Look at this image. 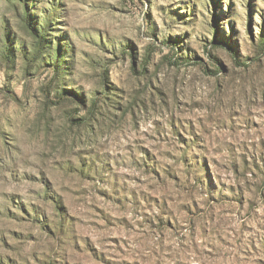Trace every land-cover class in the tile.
<instances>
[{"label": "rangeland", "instance_id": "374dc122", "mask_svg": "<svg viewBox=\"0 0 264 264\" xmlns=\"http://www.w3.org/2000/svg\"><path fill=\"white\" fill-rule=\"evenodd\" d=\"M0 264H264V0H0Z\"/></svg>", "mask_w": 264, "mask_h": 264}]
</instances>
